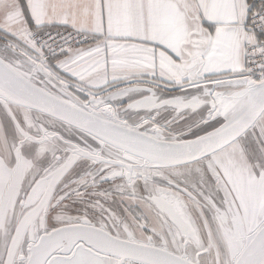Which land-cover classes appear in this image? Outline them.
<instances>
[{
  "label": "snow or ice",
  "instance_id": "snow-or-ice-1",
  "mask_svg": "<svg viewBox=\"0 0 264 264\" xmlns=\"http://www.w3.org/2000/svg\"><path fill=\"white\" fill-rule=\"evenodd\" d=\"M0 264H264V0H0Z\"/></svg>",
  "mask_w": 264,
  "mask_h": 264
}]
</instances>
